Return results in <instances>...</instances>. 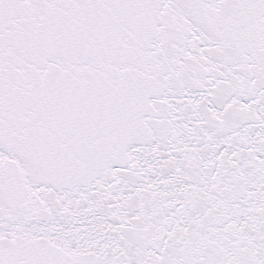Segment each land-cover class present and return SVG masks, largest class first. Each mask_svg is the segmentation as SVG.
I'll list each match as a JSON object with an SVG mask.
<instances>
[{
    "label": "snow or ice",
    "instance_id": "6c2138e0",
    "mask_svg": "<svg viewBox=\"0 0 264 264\" xmlns=\"http://www.w3.org/2000/svg\"><path fill=\"white\" fill-rule=\"evenodd\" d=\"M0 264H264V0H0Z\"/></svg>",
    "mask_w": 264,
    "mask_h": 264
}]
</instances>
